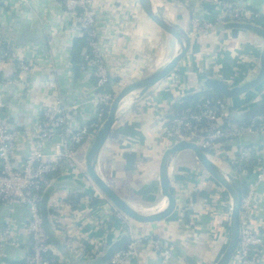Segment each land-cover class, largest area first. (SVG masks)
<instances>
[{"label": "crops", "instance_id": "1", "mask_svg": "<svg viewBox=\"0 0 264 264\" xmlns=\"http://www.w3.org/2000/svg\"><path fill=\"white\" fill-rule=\"evenodd\" d=\"M1 1V38L39 64L28 76L19 70L14 55L6 56L0 51V100L6 104L8 126L29 134L41 110L59 99L68 108L74 126L96 119L99 104L95 99L93 68L87 63L78 72L72 64V54L82 38L78 19L67 12L60 0H31L30 5L19 7L17 0ZM93 1L101 51L116 94L165 65L178 52L177 40L147 16L138 0ZM160 1L166 18L189 30L191 49L166 79L146 93L137 97L135 91L122 101L96 164L98 173L129 204L148 214L164 209L168 203L161 191L160 161L166 148L174 143V136L163 118L176 112L174 105L184 96L203 89L199 85L202 77H221L236 84L252 76L262 47V40L247 31L209 28L193 31V17H212L214 6L210 3L202 8L198 0ZM236 1L264 13V0ZM257 88L264 91V84ZM252 93L257 95L259 91L250 90L247 95L253 96ZM55 140L47 142V152L52 151ZM92 141L93 138L89 139L77 149L76 162L66 166L67 173L56 175L59 178L68 174L90 189L83 193L77 184L64 185L56 190L50 202V221L60 242L59 247L52 243L58 264L89 262L103 254L125 231H113L114 226L124 228V219L117 218L121 211L86 175L85 160ZM31 143L26 134L20 138L17 162L29 154ZM189 153L193 154L189 150L178 152L170 163V178L178 200L174 213L158 223H140L127 216L125 222L142 238L139 248L143 252L129 264H161L154 248L156 238L175 246L177 256L171 264H214L223 252L228 237L223 233L222 210L218 222L210 211L211 199L206 190V186L212 188L218 182L212 176L204 179L206 172L188 159ZM217 158L220 161L221 157ZM260 191V216L264 220V180ZM29 219L30 211L25 204L0 202V231L10 221L15 237L25 240ZM225 224L229 232V223ZM212 228L219 229L215 243ZM26 253L24 246L5 245V257H0V264H26Z\"/></svg>", "mask_w": 264, "mask_h": 264}, {"label": "built area", "instance_id": "2", "mask_svg": "<svg viewBox=\"0 0 264 264\" xmlns=\"http://www.w3.org/2000/svg\"><path fill=\"white\" fill-rule=\"evenodd\" d=\"M93 2L61 1L67 12L78 19L79 27L87 35L90 53L85 59L93 68L96 79L95 99L99 104L97 118L81 126H74L68 108L59 99L41 110L34 129L27 134L21 129L8 126L6 104L4 100H0V202H19L25 204L30 211L28 237L25 240L15 237L10 221L2 227V258L5 257V245L24 246L27 250L26 264H54V259L49 256L54 247L45 232L40 210L43 193L56 178L50 174L68 172L66 166L76 162L77 149L94 138L107 117L105 110L109 112L116 96L112 89L111 74L101 51V36ZM1 3L0 0V7ZM31 3V0H17V7ZM198 3L202 8L205 3L212 4L214 8L209 19L198 16L192 18L193 31L226 22L262 25L260 21L264 20L262 11L243 7L236 0H198ZM0 51L6 56L14 55L18 59L19 70L28 76L39 68L34 59H27L22 50L1 38V29ZM243 107L241 100L235 102L232 98L206 97L197 110L182 113L173 111L164 121H167L168 130L175 139L194 140L213 158H217L220 155L217 152L223 150L219 157L227 160L230 169L245 183L240 239L231 264H261L264 247L261 249L258 246L264 241V220L260 216V185L264 180V114L238 122L235 114L243 112ZM24 134L30 138L32 146L29 154L17 162L16 148ZM54 139L52 151L47 152V142ZM227 144L231 146L230 149L224 147ZM248 166H252L251 172L247 169ZM117 218L124 219V228L114 226L113 231L125 229L129 232L130 240L113 254L109 264H129L138 260L143 253L139 248L142 238L134 235L132 226L125 222L129 219L127 215L118 212ZM101 246L99 245V251ZM154 248L159 253L161 264H171L177 256L173 244L158 238L154 240Z\"/></svg>", "mask_w": 264, "mask_h": 264}, {"label": "water", "instance_id": "3", "mask_svg": "<svg viewBox=\"0 0 264 264\" xmlns=\"http://www.w3.org/2000/svg\"><path fill=\"white\" fill-rule=\"evenodd\" d=\"M142 9L147 16L162 30L173 36L178 44V52L165 65L157 68L154 72L142 76L124 88H122L115 96L107 117L97 130L93 141L87 152L85 164L86 173L95 185L105 194V196L125 215L140 223H158L169 218L175 211L177 206L176 188L172 184L170 178L169 167L174 156L181 151L189 150L193 152L196 159L201 163L205 170L229 193L231 197V216H230V235L226 242V246L220 257L214 264H231L238 247L241 231V207L244 196V186L236 176L233 169L224 170V168L215 161L207 151H205L198 142L190 139H175L174 143L166 148L162 154L160 161V184L161 191L164 197L167 198V206L161 211L153 214L144 213L131 204H129L97 171V157L103 145L110 136L114 123L116 122L118 111L122 101L132 92H137L136 96L146 93L150 88L158 84L171 75L180 65L181 61L187 56L191 49L192 37L189 30L181 24L173 23L166 18L161 8L155 6L154 0H138ZM213 31H229L242 30L250 32L258 36L262 40V47L255 72L252 76L243 81L232 84L227 82L224 78L205 76L199 80V85L203 89L219 90L225 98L240 97L250 90L262 86L264 84V26L255 23L244 22H226L225 24H217L209 28ZM264 114V99L258 101L247 108L235 117L238 119H251L253 117ZM77 184L83 193H88L85 185L73 180L69 175L55 178L52 183L46 188L43 193L40 210L44 224L45 232L51 243L57 247L60 246L58 237L52 229L50 221V202L56 193V190L61 186ZM134 235L137 236L136 230H133ZM130 240L129 232L124 231L123 234L113 241L107 250L92 259L89 262H81L79 264H108L113 254L124 247ZM155 257L158 256L156 251L153 252Z\"/></svg>", "mask_w": 264, "mask_h": 264}, {"label": "rangeland", "instance_id": "4", "mask_svg": "<svg viewBox=\"0 0 264 264\" xmlns=\"http://www.w3.org/2000/svg\"><path fill=\"white\" fill-rule=\"evenodd\" d=\"M259 91V93L256 95V94H254V93H252L253 94V96L252 97H250L249 95H247V93H246V97H245V94L244 95H242V96H240V97H231L232 99H234V101L235 102H238L239 100H241L242 101V103H243V101H247V100H250V102H249V104H247L248 106L249 105H253V104H255V103H257L258 101H261V100H263L264 99V91H262V90H259L258 88H255V89H252V91L253 92H255V91ZM264 90V89H263ZM244 97H245V99H244ZM230 99V98H229ZM244 105H246V104H244ZM163 120H165V118H163ZM166 124H167V121H164ZM220 151V150H219ZM221 152V153H220ZM220 152H217V153H219L220 155H218V156H221L222 155V152H223V150H221ZM215 155V154H214ZM213 158V157H212ZM188 159L190 160H192V161H194L195 162V164L197 165V167L199 168V170H204L206 173V175H205V177H204V179L206 178V179H209V178H211V177H208V176H211V175H209V173L205 170V168L201 165V163L194 157V155L192 154V153H189V156H188ZM214 159H215V161H217L219 164H220V161H222V166H224V167H226V168H228L229 167V162L227 161V160H224V158L222 159H220V161L218 160V158H216V157H214ZM217 159V160H216ZM230 168V167H229ZM87 175V174H86ZM216 182V181H215ZM216 185L214 186V187H207L206 186V190H207V192L210 194L209 195V198L211 199V205L209 206V208H210V211L211 212H213L214 214H215V218H216V220L218 219V222L221 220V218L220 217H218L219 215H220V211L219 210H222L221 211V213H222V225H223V233L225 234L226 233V235H227V237H229V235H230V230H229V232H228V230H227V227H226V224L224 225V223H229V227H230V216H231V206H232V203H231V197H230V195H229V193L219 184V183H215ZM216 186H220V187H216ZM225 209V210H224ZM220 218V219H219ZM217 222V223H218ZM216 227L218 226V224L217 225H215ZM212 230H213V237L215 238V240H213L212 242H214L215 243V241H216V239H217V237H218V228H212ZM215 231V232H214ZM224 234H222L221 236H222V239L224 238ZM224 240V239H223ZM226 240V239H225ZM226 242H227V240H226ZM213 246V245H212Z\"/></svg>", "mask_w": 264, "mask_h": 264}, {"label": "trees", "instance_id": "5", "mask_svg": "<svg viewBox=\"0 0 264 264\" xmlns=\"http://www.w3.org/2000/svg\"><path fill=\"white\" fill-rule=\"evenodd\" d=\"M60 1H62V0H60ZM260 23L264 26V20L263 19H261ZM79 40L80 41L77 42L78 45L76 46V49H75L74 53L72 54V64H73L74 68L76 69V71H78V72L80 71V68L82 66H85V67L87 66L86 64L88 62L86 61L85 58L90 53L87 35L84 31H82V38ZM95 81H96V79H95ZM249 96L251 97V95H249ZM206 97L224 98L223 94L219 90L202 89V90L197 91V92H191V93L187 94L186 96H184L179 102L175 103L174 106H175L176 112L182 113V112H188V111H195V110H197L199 104H201ZM249 102H250V100L243 101V103H245L246 105H244V107L242 109L245 110L247 108V106H248L247 104H249ZM105 114H108L107 109L105 110ZM237 121L239 122V121H243V120L237 119ZM224 147L226 149H230L231 146L229 144H227V145H224ZM247 169L249 170V172H251L252 166H248ZM50 175L56 176V175H58V172H54L53 174H50ZM242 185L245 188V183H242ZM95 201H98V199L96 198ZM263 247H264V241H263L262 245L258 246V248L262 249ZM49 256L52 259H54V264H58V258L56 257L55 254L50 253Z\"/></svg>", "mask_w": 264, "mask_h": 264}, {"label": "bare ground", "instance_id": "6", "mask_svg": "<svg viewBox=\"0 0 264 264\" xmlns=\"http://www.w3.org/2000/svg\"><path fill=\"white\" fill-rule=\"evenodd\" d=\"M154 2H155V6L157 7V8H161V7H163V5L161 4V1L160 0H154ZM161 211V210H160ZM158 212V211H157ZM151 214H153V213H151Z\"/></svg>", "mask_w": 264, "mask_h": 264}]
</instances>
